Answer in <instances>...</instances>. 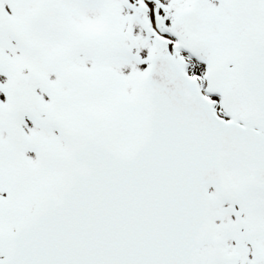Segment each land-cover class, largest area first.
I'll use <instances>...</instances> for the list:
<instances>
[{
    "label": "snow or ice",
    "instance_id": "obj_1",
    "mask_svg": "<svg viewBox=\"0 0 264 264\" xmlns=\"http://www.w3.org/2000/svg\"><path fill=\"white\" fill-rule=\"evenodd\" d=\"M0 264H264V0H0Z\"/></svg>",
    "mask_w": 264,
    "mask_h": 264
}]
</instances>
